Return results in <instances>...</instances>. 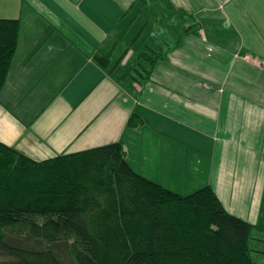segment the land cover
Wrapping results in <instances>:
<instances>
[{
	"label": "crops",
	"instance_id": "0c3cea01",
	"mask_svg": "<svg viewBox=\"0 0 264 264\" xmlns=\"http://www.w3.org/2000/svg\"><path fill=\"white\" fill-rule=\"evenodd\" d=\"M0 18L20 25L1 143L35 161L120 143L137 174L210 186L264 233V0H0Z\"/></svg>",
	"mask_w": 264,
	"mask_h": 264
},
{
	"label": "trees",
	"instance_id": "16d2710c",
	"mask_svg": "<svg viewBox=\"0 0 264 264\" xmlns=\"http://www.w3.org/2000/svg\"><path fill=\"white\" fill-rule=\"evenodd\" d=\"M19 30L0 18V90ZM129 69L108 73L132 83ZM251 229L210 186L180 195L137 174L120 143L35 161L0 142V264H254Z\"/></svg>",
	"mask_w": 264,
	"mask_h": 264
},
{
	"label": "rangeland",
	"instance_id": "374dc122",
	"mask_svg": "<svg viewBox=\"0 0 264 264\" xmlns=\"http://www.w3.org/2000/svg\"><path fill=\"white\" fill-rule=\"evenodd\" d=\"M248 245L253 249L252 258L254 262L256 264H264V233H263V230H257L256 228L252 227L251 232H250V238L248 240Z\"/></svg>",
	"mask_w": 264,
	"mask_h": 264
}]
</instances>
